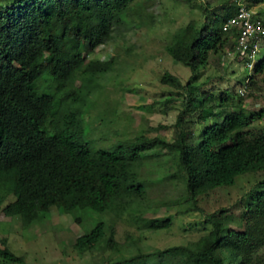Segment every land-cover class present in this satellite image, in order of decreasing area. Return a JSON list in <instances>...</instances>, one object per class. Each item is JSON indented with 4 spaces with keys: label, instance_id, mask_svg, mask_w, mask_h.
Instances as JSON below:
<instances>
[{
    "label": "trees",
    "instance_id": "trees-1",
    "mask_svg": "<svg viewBox=\"0 0 264 264\" xmlns=\"http://www.w3.org/2000/svg\"><path fill=\"white\" fill-rule=\"evenodd\" d=\"M130 1L10 0L0 4V192L4 193L0 200L14 197L3 212L19 215L25 226L51 207L68 213L103 212L114 187L141 186L130 167L142 152L158 145L178 152L192 198L264 170V133L250 131L251 116L241 110V95L223 92L215 98L209 91L199 93L200 87L193 82L183 85L168 73L162 81L183 91L177 93L183 97V108L172 142L139 135L109 150L91 147L76 105L81 94L73 89L74 78L86 57L110 38L115 26L125 22ZM222 8L224 13L215 23H211L212 13L199 29L190 23L166 47L175 62L195 73L192 79L207 63L209 53L216 54L227 43L229 31L223 30V24L237 5ZM259 19L264 27V19ZM100 65L89 61L81 79L90 81ZM263 69L264 57L256 60L253 71ZM215 108L223 110L214 113ZM210 119L196 139L197 124ZM249 192L240 218L242 231H231L214 214L207 219L211 231L192 246L138 253L110 264H156L174 256L179 257V264H252L255 251L264 243V180ZM170 224V219L148 223L154 229ZM102 235L99 223L77 237L74 247L83 253ZM18 261L7 247L0 250V264Z\"/></svg>",
    "mask_w": 264,
    "mask_h": 264
},
{
    "label": "rangeland",
    "instance_id": "rangeland-1",
    "mask_svg": "<svg viewBox=\"0 0 264 264\" xmlns=\"http://www.w3.org/2000/svg\"><path fill=\"white\" fill-rule=\"evenodd\" d=\"M9 1L0 0V4ZM240 3L264 19V3L253 4L251 0H131L125 22L115 26L110 38L86 57L74 78L73 89H79L81 94L76 105L91 147L109 150L117 142L134 141L139 135L172 142L174 124L183 108V97L177 93L183 91L162 81L166 73L183 85L193 82L200 87L199 93L209 91L215 98L223 92L239 94L242 83L249 79L253 84H248L247 95L241 96V110L251 116L250 131L264 133V69L254 73L253 66L249 69L235 56H228L225 51L232 41L230 35L223 50L209 53L195 79V73L175 62L166 50L174 35L190 23L199 29L211 13V23H215L224 13L222 7ZM263 57L264 40L255 62ZM89 61L103 66H98L87 82L81 75ZM166 107L170 109L165 111ZM222 110L215 108L214 113ZM211 119L197 124L196 139ZM130 168L134 181L141 186L114 187V196L101 213L90 209L68 213L51 207L25 226L19 215L7 216L3 212L14 197L0 200V250L7 247L19 259L1 264H110L138 253L192 246L211 231L207 219L214 214L231 231H242L240 218L250 199L249 191L264 180V170L247 173L237 177L232 186L192 198L178 152L160 145L142 152ZM166 219L171 220L166 228L148 225L150 221ZM99 223L103 224V235L91 249L80 253L74 247L76 238L91 232ZM178 261L179 257L174 256L156 264H179ZM252 264H264V243L255 251Z\"/></svg>",
    "mask_w": 264,
    "mask_h": 264
},
{
    "label": "built area",
    "instance_id": "built-area-1",
    "mask_svg": "<svg viewBox=\"0 0 264 264\" xmlns=\"http://www.w3.org/2000/svg\"><path fill=\"white\" fill-rule=\"evenodd\" d=\"M223 30L229 31L232 39L231 45L225 51L228 56H235L237 61L242 62L245 67H254V62L264 39V27L257 15L247 5L240 3L237 10L223 24ZM246 79L238 92L243 97L247 95Z\"/></svg>",
    "mask_w": 264,
    "mask_h": 264
},
{
    "label": "clouds",
    "instance_id": "clouds-1",
    "mask_svg": "<svg viewBox=\"0 0 264 264\" xmlns=\"http://www.w3.org/2000/svg\"><path fill=\"white\" fill-rule=\"evenodd\" d=\"M261 47H262V43H261ZM261 47H260V48H261ZM259 51H260V50H259ZM258 53H259V52H258ZM257 56H258V54H257ZM242 84H243V83H242Z\"/></svg>",
    "mask_w": 264,
    "mask_h": 264
}]
</instances>
